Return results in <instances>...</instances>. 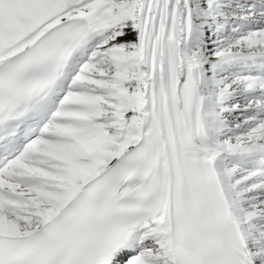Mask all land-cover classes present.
I'll return each mask as SVG.
<instances>
[{
	"label": "snow or ice",
	"instance_id": "6c2138e0",
	"mask_svg": "<svg viewBox=\"0 0 264 264\" xmlns=\"http://www.w3.org/2000/svg\"><path fill=\"white\" fill-rule=\"evenodd\" d=\"M0 264H264V0H0Z\"/></svg>",
	"mask_w": 264,
	"mask_h": 264
}]
</instances>
